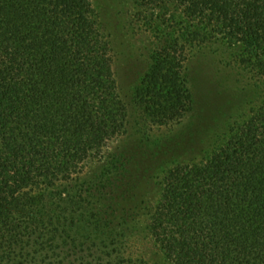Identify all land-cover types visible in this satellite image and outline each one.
<instances>
[{
	"label": "trees",
	"instance_id": "obj_1",
	"mask_svg": "<svg viewBox=\"0 0 264 264\" xmlns=\"http://www.w3.org/2000/svg\"><path fill=\"white\" fill-rule=\"evenodd\" d=\"M135 2L155 41L129 141L93 0H0V264H154L146 237L168 264H264V0ZM215 41L256 82L206 112L188 63Z\"/></svg>",
	"mask_w": 264,
	"mask_h": 264
},
{
	"label": "rangeland",
	"instance_id": "obj_2",
	"mask_svg": "<svg viewBox=\"0 0 264 264\" xmlns=\"http://www.w3.org/2000/svg\"><path fill=\"white\" fill-rule=\"evenodd\" d=\"M93 4L102 17L104 31L112 44L114 72L120 93L128 107L131 137L129 141H133L137 137L138 128L143 123L135 96L142 78L151 65L154 33L147 28L144 20L145 13L135 0H93ZM164 31L170 30L166 28ZM234 60L233 50L223 41L208 43L204 47L192 50L188 67L192 83L195 84L199 108L209 112L212 106L218 105L216 101L221 98L219 94L226 95L230 93V89L255 84L256 81L252 75L243 72ZM209 98L210 103H208ZM249 110L250 106L243 112L247 114ZM196 112L198 113V110ZM191 116L175 129H155L153 136L188 138ZM243 119L245 116H240L239 120ZM120 143L111 144L109 151L115 149ZM146 199L151 207L157 195L152 191ZM135 251L144 254L154 264H168L149 237L138 243Z\"/></svg>",
	"mask_w": 264,
	"mask_h": 264
}]
</instances>
